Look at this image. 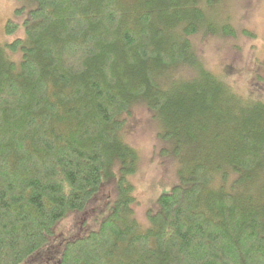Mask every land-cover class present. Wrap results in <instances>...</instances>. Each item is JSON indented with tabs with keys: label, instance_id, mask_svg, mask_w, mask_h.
<instances>
[{
	"label": "trees",
	"instance_id": "1",
	"mask_svg": "<svg viewBox=\"0 0 264 264\" xmlns=\"http://www.w3.org/2000/svg\"><path fill=\"white\" fill-rule=\"evenodd\" d=\"M33 2L25 38L0 47V264L45 248L120 162L111 213L55 264H264V103L238 97L194 45L202 30L237 35L214 22L217 0ZM18 29L10 21L6 34ZM183 68L199 79L185 83ZM141 101L167 111L177 136L198 141L215 123L229 132L213 136L217 156L185 163L145 231L127 179L138 155L122 138Z\"/></svg>",
	"mask_w": 264,
	"mask_h": 264
},
{
	"label": "rangeland",
	"instance_id": "2",
	"mask_svg": "<svg viewBox=\"0 0 264 264\" xmlns=\"http://www.w3.org/2000/svg\"><path fill=\"white\" fill-rule=\"evenodd\" d=\"M35 7L33 0H0V47L25 38L24 22ZM215 7L214 22L220 27L227 24L237 35L224 37L215 33L209 37L208 31L204 30L207 32L204 34L202 30L203 34L194 38L198 60L238 97L264 103V0H217ZM10 21L19 25L13 35L6 34ZM181 73L183 77L190 74L185 83L200 77L188 68L181 69ZM181 73L174 72V76L181 78ZM184 109L187 113L188 107ZM166 114L167 111L151 113L141 101L133 105L131 114L124 119L122 138L138 155L136 171L127 179L135 188V218L143 231L149 227L147 212L156 210L158 198L170 193L186 173L185 163L200 161L208 155L217 156L221 146L218 142L229 138L226 123L211 125V134H214L209 133L198 141L177 136ZM215 134L222 135V139L219 136L215 142ZM123 167L118 163L113 168V177L107 179L85 210L70 213L59 222L49 244L24 264H55L61 260L68 242L98 231L119 198L117 183Z\"/></svg>",
	"mask_w": 264,
	"mask_h": 264
}]
</instances>
